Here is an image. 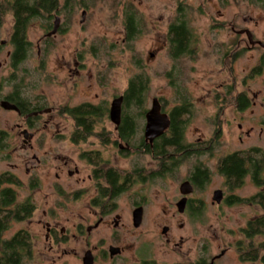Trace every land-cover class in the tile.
<instances>
[{
    "label": "rangeland",
    "instance_id": "obj_1",
    "mask_svg": "<svg viewBox=\"0 0 264 264\" xmlns=\"http://www.w3.org/2000/svg\"><path fill=\"white\" fill-rule=\"evenodd\" d=\"M57 1L61 10L65 0ZM179 4L185 7L195 46L191 57L181 56L174 60L169 55L167 30ZM69 5L72 9L68 7L71 10L67 8L62 13L64 31L51 41L46 54L42 53L40 57L37 56L36 45L43 36L42 30L47 20L39 17L29 23L26 40L31 48L28 57L15 67L7 55L12 52L8 42L12 20L10 13L5 14L0 22V41L6 42L0 45V92L8 93L16 86L26 97L43 101L44 104L57 106L67 103L76 106L89 102L109 106L113 97L123 94L127 80L144 71L149 77L145 107L149 110L152 100L157 99L164 113H167L180 104V90L190 104L184 142L196 147L198 155L181 160L172 176L148 184L146 219L140 229L132 228L128 204L119 203L124 226L117 232L120 236H127L125 243L133 244L126 259H130L132 252L136 253L145 241L150 243L151 259L166 262L173 260L174 256L168 253L169 248L159 238L160 227L170 225L175 234L178 224L182 223L184 229L180 234L184 240L181 249L187 250L189 246L192 249L195 239L197 259L203 260L204 264L209 263L211 257L219 254L221 249L243 240L240 229L261 214V210L253 205L212 207L210 198L212 191L222 186L223 179L216 173L219 157L249 148L264 151V69L259 74L253 72L259 65L262 49L251 46L246 36L238 33L248 30L253 39L264 44V9L250 3V0H75ZM126 5L136 11L140 21V32L129 44H126L122 25V7ZM82 7L86 12L81 23ZM40 58L42 66L38 63ZM74 58H77L81 68L78 78H73L72 74L68 77L62 70L68 61L73 67ZM169 72L172 74L168 77ZM227 89H230L229 94L226 93ZM242 92L246 93L249 106L239 111L234 99ZM218 99H223L222 103H217ZM17 120L16 114L0 108V130L13 132ZM135 123L139 130L134 140L140 137L143 122L139 119ZM12 137L9 141H3L11 149L0 156V174L17 176L21 185L18 188L13 184L2 186L15 190L19 200L33 197L34 194L37 210L31 221L12 222L4 237L10 238L16 231L27 229L34 237L36 249L44 253L42 260L34 261L47 264V260L56 255L47 251L44 230L36 221L43 210L53 209L58 215L53 221H57L59 227L64 226L69 235L66 250L71 254L73 252L63 262L80 264L77 258H80L83 241L81 237L73 235L77 234L75 225L80 222V214L85 215L82 203L74 201V198L65 200L52 196L54 166L57 165L52 158L48 160V166L42 164L37 168L41 187L37 192H31L29 184L35 164L31 160L32 153L22 151L18 147V136ZM210 140L212 142L209 144ZM65 144L61 148L76 158L77 150ZM48 155H51L50 152ZM135 159L141 164L148 162L147 157ZM200 162L209 167L212 175L210 183L200 195L204 199L205 209L195 221L186 217L169 220L180 179ZM126 163L120 159L118 164L125 167ZM26 169L29 171L26 172ZM68 182L75 190L78 188L74 178ZM254 192L255 188L248 178L244 186L236 191L241 197H249ZM109 230L111 228L99 231L98 240L111 239ZM255 243L264 246V234L255 236ZM48 256L52 257L48 259ZM217 264L240 263L234 250H230Z\"/></svg>",
    "mask_w": 264,
    "mask_h": 264
},
{
    "label": "flooded vegetation",
    "instance_id": "obj_2",
    "mask_svg": "<svg viewBox=\"0 0 264 264\" xmlns=\"http://www.w3.org/2000/svg\"><path fill=\"white\" fill-rule=\"evenodd\" d=\"M67 8L68 7L63 6L60 10L59 6L55 7V9L51 10L50 14L46 16L47 24L42 30L43 36L41 39H38L39 41L36 45L38 57H40L42 53L43 55L46 54L51 41L64 31L61 25L64 18L62 13L67 10ZM84 8H86V6ZM82 12H86V10L83 9ZM10 17L12 25L8 42L12 47L11 38L14 33L15 19L11 13ZM56 19H58L57 30L55 34L48 36L53 29ZM27 28L25 31L26 39ZM5 43V41H0V45H4ZM248 44L261 48V57L264 55V44L261 41L255 40L252 37V42L248 41ZM13 52L14 47H12V52H8L7 55L11 57ZM28 53L24 60L28 57ZM38 63L40 66L43 65L42 58L39 59ZM72 66L73 67L70 66L68 61L63 65L62 70L64 73H67L68 77L72 74L73 78H78L81 68L77 58L73 59ZM226 93L229 94L230 89H227ZM118 97H122V95ZM118 97H113L114 99L112 98V101ZM222 100L218 99L216 102L222 103ZM5 102H7L11 108H4L3 103ZM111 103L109 106H103L87 102L86 104L95 108L103 109L105 114L102 117L78 118L80 121V126H78L77 119L69 115L68 110L85 103L76 106H70L67 103L64 105L62 103L57 106L44 104L43 101L39 102L36 99L26 97L14 86V89L10 90L8 93L2 94L0 92V108L8 112H13L16 114L18 120L14 124L13 132L0 130V138L9 141V139L13 138V135H17L20 139L18 147L22 151H29L32 153L31 160L35 164L32 167L34 173L31 174L29 184L31 192H37L41 187V178L38 175L39 172L37 173V168L42 164L48 166L49 164L47 162L50 158L57 163V165L54 166L55 184L54 188H51L53 192L52 196L61 199L64 198L65 200H73L74 198V201L82 203V208L85 211V215L80 214V222L75 225L77 234L73 235L81 237L83 241L82 248L80 249V258H77L80 264H204L205 262L203 260L199 261L197 259V244L194 243L195 239L192 242L194 244L192 249L191 246L184 251L181 249L184 240V237L180 234L184 229L182 223L178 224L179 226L175 229V234L174 229L167 224H163L159 231V238L161 242H163V245L169 248L168 253L174 256L173 260L159 262L151 259L152 251L148 245L150 243H144L145 241L141 243L136 253L132 252V256L129 257L130 259L125 258L126 254L132 251L131 248L133 244L125 243L127 241V236H120L117 232L124 226L122 222L123 216L119 211V203L126 202L128 204L132 228L137 230L140 229L146 219L148 184L151 182L157 183V181H162L164 177L172 176L180 161L187 159L188 156H190V158L196 157V155H198V149L184 142L185 136L183 135V145H181V147H161V149L158 150L159 153L156 152V146H159L163 142V138L169 136L171 125V119L168 114L169 111L164 113L163 106L161 107V105L160 112L166 114L168 119V127L162 134L152 140L145 137V128L147 125L146 114L149 112V109L141 119L143 123L140 137L136 140H134L135 137H126L125 134L119 131V127L122 123L123 98L119 124H115L111 120ZM27 106L29 107L27 108ZM211 142L212 140H210L209 144ZM64 143H66L65 146H69L68 144H70L72 148L77 150L76 158L69 156L70 153L66 152L65 148L62 149ZM7 146L6 150H10L11 147L9 144H7ZM42 150L45 152L41 153ZM49 152L51 155H48ZM226 155L228 154L223 156ZM135 157H147L148 162L146 161L145 164H141ZM220 158L221 157H219V159ZM120 159L127 161L125 167L119 166L118 163ZM150 160L151 163L153 162L152 164H149ZM218 160L216 173L222 177L223 181L221 187L215 188L212 191L210 205L212 207H231L238 204L253 205L261 210V214L250 219L245 227L240 229V234L244 237L243 240L221 249L220 253L212 256L209 263L206 264H217L230 252V250H234L240 264H261L259 253L260 244L255 243V236L258 235L253 236L251 240L248 239L246 232L249 231V222L264 216V210L261 205L257 203L256 199L254 201L251 200L255 195L264 191V186H256L248 175L242 179L239 186H234L233 183L229 185L227 178L218 171ZM198 168H200L201 175H199ZM28 171L29 170L26 169V172ZM15 177L18 184L14 185L18 188L21 182L17 176ZM71 178H74L77 184L78 188H76V190L74 187L73 189L68 182ZM211 178V172L205 163L200 162L199 165L197 163L194 164L180 179L177 185L174 202L172 203L173 210L169 220L184 217L194 221L197 220L198 216L205 209L204 199L202 196L200 197V195L210 183ZM246 178L252 183L255 192L249 197H241L236 191L244 186ZM183 183L188 184L189 193H184L181 190V185ZM217 191L221 194L219 203L213 199ZM34 196L33 194V197L30 196L23 200H19L16 194V204L28 200L32 208L28 217L16 222L20 223L32 220L37 210ZM232 199L237 202H233ZM182 201L183 205L179 206ZM59 207L62 208L63 206H58V208ZM56 214L57 213L53 209L43 210L42 216L36 223L44 230V242L48 245L47 251L56 255L53 259H49L52 256H48L49 260H47V264H66L63 262L64 258L73 255V252L71 254V251L66 250V245L69 242V235L66 233L67 229L64 226L59 227V223L53 221L55 216H58ZM66 219L68 220L69 217ZM109 228H111V230H109L112 236L111 239L100 238L98 240L97 233L101 230H108ZM6 231L7 229L0 233V253L3 249L2 244L5 241H10L16 234H23L25 244L23 248H18L17 256H19L20 259L17 261V264H31L33 262H35V264H42L40 260H34H42L44 253L36 249L34 237L27 229L16 231L10 238L4 237ZM64 245L65 248H63ZM248 245L252 246V248L246 249ZM256 253L257 256H255ZM75 254L74 252V255ZM3 256V254H0V257ZM0 263L2 264L1 260Z\"/></svg>",
    "mask_w": 264,
    "mask_h": 264
},
{
    "label": "trees",
    "instance_id": "obj_3",
    "mask_svg": "<svg viewBox=\"0 0 264 264\" xmlns=\"http://www.w3.org/2000/svg\"><path fill=\"white\" fill-rule=\"evenodd\" d=\"M71 3H75V0H65L64 7H70L69 4ZM250 3L264 9V0H250ZM58 6L57 0H0V21L6 13H11L15 19L14 33L11 38V44L14 47L11 64L14 67L17 63L24 60L29 51L30 44L25 38V31L29 23L34 18L44 17L46 19L51 10ZM184 8L182 4H179L176 15L168 25L167 30L169 55L174 60L181 56L191 57L194 54L195 37L187 21V14ZM139 22V17L132 7H128V5L122 7V25L126 44L132 43L139 34ZM91 49L93 50L94 47H91ZM263 69L264 55L253 72L256 71L259 74ZM170 73L172 74V72L167 73L168 77L171 75ZM170 83L172 84L173 80ZM148 88L149 77L144 71L134 74L127 80L126 88L122 94V123L119 127V131L125 134L126 137H135L133 135L138 130V124L135 122L142 119L147 111L145 105ZM180 93L181 91L179 90L180 104L170 109L168 113L171 119L169 136L163 138V142L156 146V152L158 153L161 147L178 148L183 145V135L188 122L187 114L190 111V104L185 100V96ZM234 100L239 111H243L249 106V100L244 92L238 93ZM68 113L77 119L78 126H80L78 118L102 117L105 114L103 109L95 108L86 103L70 108ZM4 140L6 139L0 138V156L3 155L2 152H5L8 147L7 143L4 144ZM198 170L199 175H201L200 168ZM218 171L227 178L229 185L233 183L234 186H239L242 179L248 175L256 186H264V151L260 148H250L247 151L234 152L223 156L218 160ZM4 184L17 185L18 181L15 176L9 173L0 174V233L7 229L12 221L23 220L32 211L28 200L16 204V192L11 188H4L2 186ZM255 199L264 210V191L251 198L252 201ZM232 201L237 202L233 199ZM248 228L249 231L246 232L248 239L252 240L253 236L264 234V216L249 222ZM23 237V234H16L10 241H5L2 244L3 249L0 253L4 255L0 257L2 264L18 263L17 261L20 259L17 256L18 248H23L25 244ZM250 245L246 249L252 248ZM259 252H261L260 263L264 264V246L261 244ZM255 256H257V253Z\"/></svg>",
    "mask_w": 264,
    "mask_h": 264
},
{
    "label": "water",
    "instance_id": "obj_4",
    "mask_svg": "<svg viewBox=\"0 0 264 264\" xmlns=\"http://www.w3.org/2000/svg\"><path fill=\"white\" fill-rule=\"evenodd\" d=\"M81 17H82V19H81V23H82L84 18H85V12L81 13ZM57 26H58V19L55 20L53 29L48 34V36L55 34V32L57 30ZM238 33L239 34H245L248 41L252 42V34L248 30H241ZM121 103H122V97L116 98L111 103L110 117H111V120L115 124H119V118H120V114H121ZM3 107L4 108H11V106L7 102L3 103ZM146 119H147V125L145 128V137L148 138L149 140H152L153 138L162 134L168 127L167 115L160 112V104L157 101V99L152 100V105H151L149 112L146 114ZM181 190L184 193L190 192V191H188V184H186V183H183L181 185ZM213 199L217 203L220 202L221 194L219 191L215 192ZM181 205H183V201L179 204V206H181Z\"/></svg>",
    "mask_w": 264,
    "mask_h": 264
}]
</instances>
